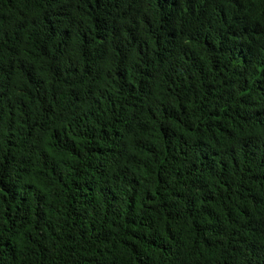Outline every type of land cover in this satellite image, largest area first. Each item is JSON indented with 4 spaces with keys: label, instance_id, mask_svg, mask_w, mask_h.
<instances>
[{
    "label": "trees",
    "instance_id": "trees-1",
    "mask_svg": "<svg viewBox=\"0 0 264 264\" xmlns=\"http://www.w3.org/2000/svg\"><path fill=\"white\" fill-rule=\"evenodd\" d=\"M0 264H264V0H0Z\"/></svg>",
    "mask_w": 264,
    "mask_h": 264
}]
</instances>
